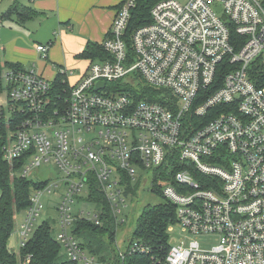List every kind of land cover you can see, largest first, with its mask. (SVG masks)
Instances as JSON below:
<instances>
[{
    "label": "built area",
    "instance_id": "2783aa9c",
    "mask_svg": "<svg viewBox=\"0 0 264 264\" xmlns=\"http://www.w3.org/2000/svg\"><path fill=\"white\" fill-rule=\"evenodd\" d=\"M133 5L122 4L102 42L110 57L92 62L53 106L52 81L34 65L0 73L3 158L27 179L51 162L63 174L36 181L47 184L31 190L19 249L37 228L42 195L62 188L55 238L66 258L107 264L83 247L74 224L103 223L106 210L95 186L109 204L117 244V230L128 220L125 209L142 175L150 173L149 189L157 186L176 207V222L168 226L164 254L153 253L148 264H264V0H160L151 9L152 21L138 27L128 45ZM232 30L245 37L238 49ZM49 46L36 48L47 58ZM226 58L234 67L219 87L200 96ZM59 71L67 79L73 73ZM134 73L166 90L171 105L136 101L132 91L109 88L119 80L137 84ZM100 81L105 85L96 89ZM221 104L232 109L218 108L208 118ZM161 168L174 173L164 180ZM87 204L92 209H84ZM214 234L218 242L202 247L199 238ZM145 252L151 249L132 233L115 257L125 264L129 255Z\"/></svg>",
    "mask_w": 264,
    "mask_h": 264
},
{
    "label": "trees",
    "instance_id": "16d2710c",
    "mask_svg": "<svg viewBox=\"0 0 264 264\" xmlns=\"http://www.w3.org/2000/svg\"><path fill=\"white\" fill-rule=\"evenodd\" d=\"M158 1L160 0H134L130 19L125 31V39L129 43L128 45H130V37L132 33L138 27L152 21L151 9ZM19 5L23 6V4L17 0L11 4L5 12L1 13L0 23L3 20L11 18L15 8ZM28 8L33 10V14L26 16L23 11H19L17 12L19 20L25 21L38 14L35 9L31 7ZM244 39V36H241L235 32V30H232L231 42L234 44L235 49L240 47ZM77 56L79 58L89 59L90 64L96 60H104L110 57L102 44L92 42H89L86 48ZM4 67L21 68L23 66L20 63H14L11 61H4L2 63L0 58V73ZM233 67L234 65L229 63L228 58L224 59L218 66L217 77L214 83L206 89H201L200 96L202 94H208L219 87L222 84L223 75L226 70ZM131 76L132 79L137 80V84L119 80L109 82V88L111 90L132 91V96L136 101L148 99L171 105V101L165 100L164 93H166V90L153 87L146 82L141 83L140 75L137 73H134ZM69 84L66 75L59 71L51 83L50 91L53 101L52 106L54 105L55 100L60 99L67 94L70 89ZM260 85H262V83ZM218 108L222 109V111H229L232 109L227 104L217 105L210 110L207 117H212L213 112ZM0 123V188L3 193L0 199V264H77L76 262L63 257L62 246L53 236V227L48 221H42L38 225L30 240L25 246L19 249L18 254L9 249L8 240L15 227L16 214L21 211L25 212L31 204L30 197L32 188H43L47 184V181L35 183L31 179L18 176L12 172L11 165L3 158L1 152L4 123L2 120H0ZM181 168L182 167H175L174 171ZM162 169L163 168L160 169V174L161 178L164 180L170 178V173L171 175L174 173L173 170L168 172L166 170L163 171ZM93 184L95 185V183ZM94 188L93 193L95 197L105 206L106 213L103 217L104 221L101 225H97L91 221H77L74 224V232L78 237H81L83 247L98 255L102 261L107 262V264H122L118 256L115 257L113 262H111L110 256L105 250V243L107 241L110 243L116 241V225L113 216L110 214L107 199L104 197V194L98 192L95 186ZM131 191L135 192L134 189ZM153 191L161 195L164 198V201L154 205H146L137 219L133 231V237L137 238L146 247L150 248L151 252L134 253L129 255L125 264H148L153 253L163 255L166 250V245L168 244L169 239L168 226L171 223L176 222V207L164 197L160 188L155 186ZM88 232L98 234L100 239L91 240L86 238L85 233ZM29 255L31 256L27 261Z\"/></svg>",
    "mask_w": 264,
    "mask_h": 264
},
{
    "label": "crops",
    "instance_id": "0c3cea01",
    "mask_svg": "<svg viewBox=\"0 0 264 264\" xmlns=\"http://www.w3.org/2000/svg\"><path fill=\"white\" fill-rule=\"evenodd\" d=\"M17 0H0V14ZM37 11L25 21L15 16L0 23V52L3 61L35 66L38 73L53 81L60 68L72 69L70 85L83 77L89 59L77 55L89 42L102 44L126 0H18ZM49 43L47 58L37 45Z\"/></svg>",
    "mask_w": 264,
    "mask_h": 264
},
{
    "label": "rangeland",
    "instance_id": "374dc122",
    "mask_svg": "<svg viewBox=\"0 0 264 264\" xmlns=\"http://www.w3.org/2000/svg\"><path fill=\"white\" fill-rule=\"evenodd\" d=\"M180 1L186 2L187 0H180ZM19 11H23L26 14V16L33 14V10H31L27 6L19 5L15 8V11L13 12L12 17L15 16L16 19H19L17 16V12ZM0 58H1V55H0ZM3 60L4 59L1 58L2 63L4 62ZM141 83H144V80L141 79ZM9 112L10 110L8 109L7 114H9ZM62 176L63 174L59 171L58 166L54 162H51V163L42 165L41 167H38L32 170V173L29 179L36 182V181L47 180L50 177L61 178ZM145 179H147L148 183L146 186H143ZM152 179L153 178L150 173H146L142 175V184L139 186V190L135 193L133 199L128 203V207L125 209V212L128 215V220L126 223L121 225L117 230V241H118L117 244L110 243L108 241L105 243V250L106 252H108L107 254L111 258H113V260L115 259L118 247L123 246L127 237L132 235L137 219L139 218L143 208L148 204L154 205V204L164 201V198L161 195L149 189ZM61 189L62 188H57V190H53L52 192H45L42 195L41 201L43 203V208H42L40 217L36 220V227H38V225L42 221H48L53 227L52 234L54 237L56 236V233L59 229L58 227V219H59L58 205L60 203L61 195H62ZM92 207L93 205H88V204L83 205V208L86 210L92 209ZM24 216H25L24 211H21L16 214L15 227L8 240L9 249L17 254L19 252V247H20V236L18 234V231L21 228V224H22ZM176 232H177L176 230L172 231L173 234H175ZM85 236L86 238L91 239V240L100 239L99 235L94 234V233L88 232V233H85ZM218 239H219L218 235L214 234V235L202 236L199 238V241L202 247L209 248V247H212L214 244H216L218 242ZM62 253H63V257L65 258L66 256L64 254L63 249H62Z\"/></svg>",
    "mask_w": 264,
    "mask_h": 264
},
{
    "label": "water",
    "instance_id": "95a60500",
    "mask_svg": "<svg viewBox=\"0 0 264 264\" xmlns=\"http://www.w3.org/2000/svg\"><path fill=\"white\" fill-rule=\"evenodd\" d=\"M218 11H220V7H218ZM105 83L103 81H100L96 85V89L104 87Z\"/></svg>",
    "mask_w": 264,
    "mask_h": 264
}]
</instances>
